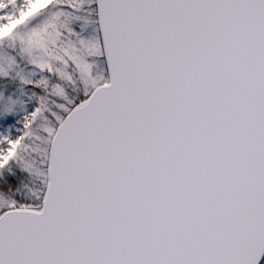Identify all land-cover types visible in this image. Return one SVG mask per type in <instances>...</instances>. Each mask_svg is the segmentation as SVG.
Listing matches in <instances>:
<instances>
[{
  "label": "snow or ice",
  "instance_id": "6c2138e0",
  "mask_svg": "<svg viewBox=\"0 0 264 264\" xmlns=\"http://www.w3.org/2000/svg\"><path fill=\"white\" fill-rule=\"evenodd\" d=\"M0 264H264V0H0Z\"/></svg>",
  "mask_w": 264,
  "mask_h": 264
}]
</instances>
